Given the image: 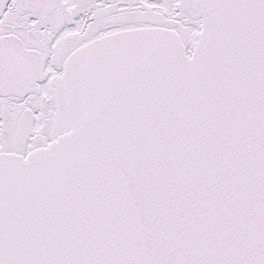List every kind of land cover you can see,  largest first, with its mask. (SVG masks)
<instances>
[{
  "label": "snow or ice",
  "instance_id": "obj_1",
  "mask_svg": "<svg viewBox=\"0 0 264 264\" xmlns=\"http://www.w3.org/2000/svg\"><path fill=\"white\" fill-rule=\"evenodd\" d=\"M0 264H264V0H0Z\"/></svg>",
  "mask_w": 264,
  "mask_h": 264
}]
</instances>
